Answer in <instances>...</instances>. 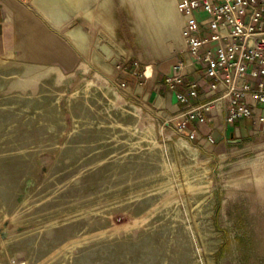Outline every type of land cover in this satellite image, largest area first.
<instances>
[{"label":"rangeland","instance_id":"rangeland-1","mask_svg":"<svg viewBox=\"0 0 264 264\" xmlns=\"http://www.w3.org/2000/svg\"><path fill=\"white\" fill-rule=\"evenodd\" d=\"M156 1L0 0V264H264V122L157 115L145 69L187 47Z\"/></svg>","mask_w":264,"mask_h":264},{"label":"built area","instance_id":"built-area-1","mask_svg":"<svg viewBox=\"0 0 264 264\" xmlns=\"http://www.w3.org/2000/svg\"><path fill=\"white\" fill-rule=\"evenodd\" d=\"M177 5L189 59L178 61L166 82L185 106L178 129L185 131L192 120L211 121L218 130L237 118L264 122L259 111L264 109V0H177ZM187 65L198 77H185ZM202 78L207 81L204 92L199 89ZM201 95L207 99L191 104ZM206 140L215 141L211 133Z\"/></svg>","mask_w":264,"mask_h":264},{"label":"crops","instance_id":"crops-1","mask_svg":"<svg viewBox=\"0 0 264 264\" xmlns=\"http://www.w3.org/2000/svg\"><path fill=\"white\" fill-rule=\"evenodd\" d=\"M75 1V0H74ZM177 2V0H176ZM175 0H170V7L173 8V10L176 12L175 6H176ZM44 3H49L50 6L44 7ZM34 6L37 9V11L53 26L59 25V18H58V0H34ZM7 11L11 12L13 11L12 4H8ZM178 20L183 23V18L180 13V16L178 17ZM67 36L71 40V42L76 46L77 44H81V39L83 37L82 34L76 33V29L68 30L66 31ZM178 38L179 42L185 46V41L182 39V37L178 34H175ZM21 42V41H20ZM19 43V42H18ZM25 44H32L30 41H25ZM34 44V43H33ZM37 45V44H34ZM29 52V50L27 51ZM42 52V48H41ZM189 59V54L186 52V54L183 56V61ZM168 67V68H167ZM168 73L166 71L161 72L159 74L158 71H155V69H151L150 67H147V70L145 69V75L149 78H151V87L146 92V97L150 104L155 108L157 115H161L165 117L166 121H175V123L180 122L184 119L183 116V106L182 104L178 103L175 97L174 91L168 86L166 82V78L171 76L176 69H171V65L167 66ZM192 69L191 66H185L184 70L187 72L185 77L187 78H195L198 77V73H194L190 71ZM188 70V71H187ZM161 77V78H160ZM175 88L182 89V84H176ZM200 91H205L207 89V81L205 79L200 80ZM207 98L204 97V95H201L199 98H192L190 99L191 104L194 103H200ZM262 114H264V109L259 110ZM168 119V120H167ZM177 121V122H176ZM220 121L219 117L215 118V123L218 124ZM253 124H259L254 123L251 119L246 118H237L233 122L226 125L224 130H218L217 128H213V124L211 121L207 123H198L197 121H188L186 123V130L187 131H193L195 134V137L204 135L206 136L211 133L214 139L220 138L223 139L226 134H230L231 132L235 134V132H239L241 130H246L249 125ZM230 137V135H229Z\"/></svg>","mask_w":264,"mask_h":264},{"label":"bare ground","instance_id":"bare-ground-1","mask_svg":"<svg viewBox=\"0 0 264 264\" xmlns=\"http://www.w3.org/2000/svg\"><path fill=\"white\" fill-rule=\"evenodd\" d=\"M178 6V5H177ZM156 7H157V10H158V12L160 13V15H161V17L163 18V20H166L167 19V17H168V15L166 14V11H165V9H167L166 7H164L163 6V2H162V0H157L156 1ZM177 10H178V15H180V10H179V7H177ZM171 13V12H170ZM171 18H174L173 20H175V18H176V16H174L173 14H171V16H170ZM183 25L178 21L177 22V25H176V27H175V30H176V33L178 34L179 33V35L182 37L183 36V38H184V41H185V44H186V40H185V37H184V35H183ZM182 29V30H181ZM181 30V31H180Z\"/></svg>","mask_w":264,"mask_h":264},{"label":"water","instance_id":"water-1","mask_svg":"<svg viewBox=\"0 0 264 264\" xmlns=\"http://www.w3.org/2000/svg\"><path fill=\"white\" fill-rule=\"evenodd\" d=\"M229 135H230L229 141H235V142L242 141V138H239V137L233 138V136H234L233 132H231Z\"/></svg>","mask_w":264,"mask_h":264}]
</instances>
